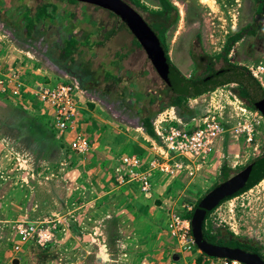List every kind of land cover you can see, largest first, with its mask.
I'll return each instance as SVG.
<instances>
[{"label":"rangeland","instance_id":"374dc122","mask_svg":"<svg viewBox=\"0 0 264 264\" xmlns=\"http://www.w3.org/2000/svg\"><path fill=\"white\" fill-rule=\"evenodd\" d=\"M4 1V7L13 8H17L20 4H33L32 10L41 3L54 4L49 8H61V13L57 15L61 17V23L57 22L55 26L50 29L44 28L43 31L39 27L43 25L41 23L36 32L38 35L44 32V37L22 41L13 29L5 26L3 21L10 19L9 15L13 16L14 11L8 13L0 11V73H7L11 67L19 68L32 86L37 80L44 82L45 78H49L45 82L74 81L84 91L82 100L86 101L83 106L87 110L96 107L97 118L101 115L100 118L108 120L106 122L113 121L109 125L113 124L115 128H121V131L124 128L127 132H133L132 136H135L136 143H145L148 147L146 151L149 149L153 151L152 146L139 134L141 129L137 130L136 127L141 126L142 117L148 115V111L145 110L147 104L146 101L135 104L132 98L129 100L130 81L126 77L127 69L132 71L140 84L144 83L143 89L152 87L155 90L157 100L149 110L156 111L164 106L162 111L153 115V120L158 114L167 111L181 117L187 126L188 124L193 126L207 116L217 113L219 120L227 127L223 140L220 141V154L224 157L216 163L219 169L217 165L214 169H210L213 164H206L197 170L195 167L192 168L194 173H190V168H185L180 171L183 172L180 179L185 181L184 185L188 180L193 179L203 183L205 177H209L207 175L210 174L212 180L206 189L207 192L204 193L207 194L216 182H220L223 165H228L234 171H240L264 154L263 124L255 131L254 140L250 143L236 132L239 122L243 126L255 123L253 117L250 119L251 114L245 112V106L234 96V85L190 96L185 110L177 106L168 107L170 89L156 73L146 51L141 46L132 44L134 34L123 25L122 20L115 13L81 0ZM141 1L151 9L160 8L159 0ZM171 1L178 7L180 17L169 32V54L176 68L188 78L205 75L203 72L205 65L202 63L206 61H200L196 57L202 55L214 57L224 53L227 38L232 32L244 26L250 27V24L258 23L260 20L255 8L261 5L262 0H196L200 13L195 17L189 15V0ZM140 12L146 21L150 19L149 11L140 10ZM260 15H264V12ZM83 19L91 25L103 24L104 27L97 32L99 38H103L104 33L113 26L120 25L121 28L104 45L92 46L90 49L92 51L83 54L85 56L83 59L75 53L73 56H67L65 38L69 33L77 37L86 34L81 24ZM19 22L22 24V21ZM254 40L256 37L254 39L253 35L249 34L244 40L235 43L228 53V60L253 66L264 88V50L258 51L256 56L250 59V56H245L248 51L243 47L244 43H251ZM116 50L121 53L127 52L128 56L121 62L122 68L115 64L116 72L120 71L118 73L120 77L105 80V70L112 68L109 61ZM73 57L75 61L72 60ZM196 62L200 65L198 66ZM222 64L223 61H218L216 68H221ZM71 73L84 78L88 87L85 88L86 91L77 76ZM49 75L53 77L50 79ZM40 108L41 105L32 95L31 90L20 98L5 93L0 94V264H19V261L23 264H106L103 254H107V250L104 249V245L110 238L95 236L93 229H90V222L93 221L88 219L92 216L91 211L96 205L84 206L88 210H83L80 215L77 209H73L76 206L71 204L77 196L72 193L75 191L71 189L73 186L69 185L67 176L58 169L46 168L43 170L44 173L41 171L43 166L41 164H55L61 167L62 161V165L66 167L73 164V159L66 156L61 159L63 150L69 152L70 138H64V141L59 139L48 123L49 117L43 113L39 114ZM35 109L40 111L34 112ZM156 153L153 152L152 155ZM177 158L184 160L183 156ZM65 159L68 160L67 164ZM85 185L78 191L82 192L84 199H88L90 191H87L88 186ZM255 185L251 187V191L250 188L247 189V193L242 197L235 196L223 207L214 209L207 218V225L209 227L212 225L215 229L220 228L227 234L254 240L261 245L264 253V178ZM66 199L70 202L69 205L64 204ZM64 215L70 233L66 231L65 235L61 234L60 220ZM43 220L56 224L50 240L40 245L34 238L21 239L16 229L20 222L39 221L40 223ZM112 229L114 235L110 237L116 240L118 238L116 228ZM18 243L22 246L19 250L16 249ZM201 252L200 250V254ZM16 256L19 260L17 258L15 262L13 259Z\"/></svg>","mask_w":264,"mask_h":264},{"label":"crops","instance_id":"0c3cea01","mask_svg":"<svg viewBox=\"0 0 264 264\" xmlns=\"http://www.w3.org/2000/svg\"><path fill=\"white\" fill-rule=\"evenodd\" d=\"M84 31L86 33L84 40L87 39V36H90L93 41L97 38L94 34L90 35L89 31ZM112 58L113 56L110 57L111 60ZM3 74L5 73H0V76H3ZM71 75L76 76L74 73H71ZM49 77L51 79L53 76L49 75ZM48 79L45 78V81ZM83 89L86 91L85 88ZM83 104H86L85 100L81 101L82 116L79 127L90 137V152L85 155H78L72 154L70 149L69 152L63 150L61 159L65 156L71 158V160L73 159L72 165L64 167L62 161L61 167L55 164H41L45 166L41 167V171L46 170V168L48 170L58 169L60 173L67 176L69 185L73 186L71 189L75 191L72 193L77 196L71 204L76 206L73 209H77L80 215L83 210H88L84 206L93 207L96 205L94 208L95 212L93 209L91 211L93 214L88 219L93 221L90 222V229H93L95 236L110 238L109 242L105 241L108 256L107 259L105 258V263L200 264L202 260L201 249L197 244L193 250L183 249L178 244L175 236L172 235L168 227V221L172 213L180 211L187 217H193L195 210L194 212L193 210H185L183 205L187 203L195 207L199 203L204 193L207 192L206 189L210 185V180H212L211 175L209 174L207 175L209 177H205L204 184L193 179L188 180L186 185H184L185 181L180 179L183 172L177 174L156 172L152 180V192L149 196L143 194L135 182L124 185L117 184L115 180L116 169L120 166L119 164L124 154L136 153L146 156L152 155L156 150L152 151L149 149L146 151L148 147H146L145 143L137 144L135 136H132L133 132H127L124 128L121 131V128H115L113 124L109 125L113 121L106 122L108 120L100 118L101 115L97 118L96 107L93 110L88 107L89 109L87 110ZM37 111H40V109L34 110V112ZM39 114L42 115L41 112ZM105 125H107L106 128L102 130ZM136 129H141L139 134L145 140L147 139L148 144L151 146L158 143V138L149 135L142 125H138ZM219 147L221 148L220 143L215 154V165L224 157L220 154ZM65 162L67 164L68 160L65 159ZM215 167L211 165L210 169ZM85 184L88 186L87 191H90L88 199H84L82 192L79 193L78 191L79 188L83 189L86 186ZM229 200H223L216 209L223 207ZM64 204L69 205L70 202L66 199ZM64 217L65 215L61 216L60 220L61 234L65 235L67 234L65 233L66 231L69 233V226ZM190 221L192 228V218H190ZM113 227L116 228L118 237L116 240L110 237V235H114ZM17 258L19 260L17 256L13 260L15 261ZM19 264H23V262L19 261Z\"/></svg>","mask_w":264,"mask_h":264},{"label":"built area","instance_id":"2783aa9c","mask_svg":"<svg viewBox=\"0 0 264 264\" xmlns=\"http://www.w3.org/2000/svg\"><path fill=\"white\" fill-rule=\"evenodd\" d=\"M28 90L32 91V95L41 105V113L49 117L48 123L58 138L62 140L70 138L68 148L71 153L88 154L91 150V141L79 127L82 116L81 101L85 94L78 84L74 81L35 82L32 86L19 68H11L0 76V94L20 98ZM153 126L158 143L152 147L157 153L146 156L136 153L123 155L115 176L119 185L135 182L146 196L151 195L152 180L156 172L177 174L185 168H190L189 172L194 173L192 168L195 167L197 170L200 166L212 164L218 145L227 131L217 113L207 116L198 124L187 126L181 117L166 111L158 114L153 120ZM248 132L247 141H250L251 131ZM177 156H183L184 160L178 159ZM245 193L247 191L236 197H242ZM183 209L191 211L194 206L186 203ZM16 227L22 240L34 238L37 243L44 245L51 239L56 224L43 220L40 223L20 222ZM168 227L183 249L193 250L196 247L191 221L185 214L172 213ZM21 247L19 243L16 245L18 250ZM201 256L200 264H244L236 259L210 256L202 252Z\"/></svg>","mask_w":264,"mask_h":264},{"label":"trees","instance_id":"16d2710c","mask_svg":"<svg viewBox=\"0 0 264 264\" xmlns=\"http://www.w3.org/2000/svg\"><path fill=\"white\" fill-rule=\"evenodd\" d=\"M129 1L135 7H137L136 9L139 12V14H141L140 10L149 11V14L151 16H150V19L147 20V22L149 23V25L151 26L152 30L155 32V34L157 35L159 40L161 41L164 49L167 52V56H168L169 60L173 63L172 58L169 54L170 45H169L168 41H169L170 29L176 24V22L178 21V19L180 17L178 7L171 0H159V3H160L159 9H151L145 3H143L141 0H129ZM195 1L196 0H189V4H188L189 15L192 17L198 16L200 13L199 8H198V4ZM4 3H5L4 0H0V9H1L0 11L1 12L3 11L5 13H8V12H11L12 10L14 11L13 16H12V14L9 15L10 19H3V21H5V26L8 29H13L14 32H16L17 36L22 41H26L30 38L35 40V39H38V37L39 38L44 37V35H45L44 32H42L40 35H38V33L36 32L38 26L41 23H43V25L39 26V27L42 29V31L44 28L49 27V29H50L52 26H55L56 24H58L57 22L61 23V17L57 16L61 13V8H49V7L54 6V4L48 5L45 3H41V4H38L34 10H32L33 4L32 5H30L29 3L28 4L27 3L26 4H20L17 8H13L11 6L10 7H4V5H3ZM5 8H8V10ZM257 8H258V11H257L258 16H261L260 14L262 12H264V0H262L261 5H258ZM141 16H142V14H141ZM85 20H87V19H85ZM12 21H14V22H12ZM19 21H22V24ZM30 21H32V22H30ZM81 24L85 28L84 30H86L87 32L89 31L90 35H93V34L96 35L97 38L94 39V41H93L90 38V36H87V39L84 40L85 35L83 37H81V36L77 37V36H72L69 33L68 36L65 38V47L68 50L65 54L67 56H73L75 53L83 59V57H85V56H83V54H86L87 52L92 51V50H90L92 48V46L104 45L108 40L112 39V37L114 35H116V33L121 28L120 25H118V27L113 26L110 30H107L104 33L103 38H99L97 36V34H98L97 32H99V29L103 28L104 26L102 27V26L91 25L89 22L84 21V19L82 20ZM123 25L126 26L125 23H123ZM45 26H47V27H45ZM130 31H131V29H130ZM247 32L255 34V31H251V30L248 31V30H246V28L232 32L227 38L224 54L223 53L218 54L214 57L213 56H205L204 57V55H202L200 57L199 56L196 57V59H200V61H206V62H204L205 64L201 62L203 65H205V69L203 71L205 73V75H209V76L217 75L218 76L219 74H221V71H224V70H219L218 68H216V63L220 59H224V61L228 62L229 60H228L227 54L232 49L233 45L237 41H239ZM132 44H135L136 46L137 45L141 46L140 42L138 41V39L136 37L134 38V41L132 42ZM106 55H108V54H106ZM127 56H128L127 52L121 53L118 50H116L114 52L112 60L109 61L112 68H108L107 70H105V80H109L111 78L112 79H118L120 77L118 75V73L120 71H119V69H117L119 72H116L115 66L117 65L120 68H122L121 62ZM73 59L75 61L74 57L72 58V60ZM196 63L198 66L200 65L199 62H196ZM173 65L176 67V65L174 63H173ZM76 76L79 79V81L81 82V86L83 88H86L85 87L86 82L84 81V78L80 75H76ZM126 77L128 78L127 80L130 81V89L128 91L129 100H130V98H132V100L134 101L135 104H141L143 101H146V104H147V105H145L146 106L145 110L148 111V115H145L142 117L141 125L143 126L144 130L149 135L157 138V134H156V132L154 130V126H153V115H155L159 111H162L164 106H161V108H159V110L151 112L149 109H150L151 105H153L157 100L155 90H153L152 87H149V89H145V88L143 89V87H145L144 83L140 84L139 80H137V78L134 76V74H132V71L130 69H127ZM227 81L228 80L225 78L223 80L217 81V84L215 87H217L221 83H225ZM189 97L190 96H186L183 94H174L173 96L170 97V102L167 106L168 107L169 106H172V107L177 106L178 108L185 110L186 107H188L187 99ZM142 105H144V103ZM251 164H254V167H253L254 173H252V179L250 181H248L247 183H245L244 189H242L240 192H238L236 194H233L234 196L241 194L242 192L246 191L247 189H249L253 185H255L259 180L264 178V155L256 158L252 162L248 163L246 166L243 167V169L250 166ZM232 171H234V170L231 167H229L226 164L223 165L222 169H221V174L219 177L220 182L223 180H226L230 176H232ZM237 172L238 171H235V174H237ZM220 182H216V184L213 185L210 189H213ZM205 195L206 194H204L202 196V198ZM233 195L230 196L229 198H232ZM229 198H226L225 200H227ZM221 202H223V201H221ZM221 202H219V204ZM218 205L216 207H214L209 212H212L214 209H216L218 207ZM197 206H198V203L194 207L193 212L197 208ZM189 218H192V217L189 216ZM203 233H204V240L207 239L211 243H216V244H229L230 243V242H224L223 235L225 233L223 231H221L220 228L215 229L212 227V225H210V227H209L207 225L206 220H205L204 226H203ZM234 241H236V239H234ZM236 242H238V241H236ZM241 246H244L246 248L247 247L253 248L251 244H241ZM258 250L259 249H257L256 251L258 252ZM259 253L260 252H258V254Z\"/></svg>","mask_w":264,"mask_h":264},{"label":"water","instance_id":"95a60500","mask_svg":"<svg viewBox=\"0 0 264 264\" xmlns=\"http://www.w3.org/2000/svg\"><path fill=\"white\" fill-rule=\"evenodd\" d=\"M88 1L111 10L118 15L124 23L128 25L140 44L147 51L149 58L157 68L163 79L171 88L179 94L186 96H195L203 94L214 88L217 84V75H212L199 80H191L184 76L169 60L167 52L161 41L152 30L149 23L139 14V12L122 0H82ZM217 78V79H216ZM216 80V82H215ZM254 164L243 169L238 174L227 179L218 187L208 192L198 203L192 217V229L195 241L198 247L210 256L228 257L236 259L245 264H264V260L256 254L247 253L240 249L217 246L208 243L203 239V226L209 211L216 207L219 202L229 198L233 194L240 192L245 188V183L252 179L254 173ZM234 196V195H233ZM107 250V245H104ZM108 258L107 254H103Z\"/></svg>","mask_w":264,"mask_h":264},{"label":"flooded vegetation","instance_id":"af4514ba","mask_svg":"<svg viewBox=\"0 0 264 264\" xmlns=\"http://www.w3.org/2000/svg\"><path fill=\"white\" fill-rule=\"evenodd\" d=\"M122 1H124L125 3L130 5L132 8H135V9L137 8L129 0H122ZM83 2H88V1H83ZM88 3L112 12L111 10L107 9L106 7H103V6H100V5L91 3V2H88ZM255 11L257 13L258 8H255ZM259 17H260V20H258V23L250 24L251 26L249 28H248V26H244V28H246V30H248V31H250V30L255 31V34L247 32L240 39V40H244L245 37L249 34L253 35L254 39L256 37V40H254L253 42H251V43L246 42L243 45V47L248 51V53H246L245 56H248V57L250 56L249 57L250 59H253L254 56H256V54L258 53V51L262 52L264 50V15H261ZM143 18L145 19V17H143ZM126 26L128 27L127 24H126ZM141 47L145 50V48L142 45H141ZM146 53H147V51H146ZM227 57H228V54H227ZM220 60L223 61V64L221 65V68H219V70H224V71H221V74L216 76V77H218V79L217 78L216 79L218 81H220V80H223L225 78L228 81L225 83H221L217 87H214V88H212L206 92L213 91L219 87H224L227 85H231V86L234 85V87H235L234 88V96L236 97V99L239 103H241L242 105L245 106V108H246L245 112H249L251 114L250 119H252V117H253V121L255 123L252 125H244L243 126L239 122V125H237V127H236V132L238 134H240L241 136H244L246 138V141H247V138L249 136L248 130H250L251 136H252V139L249 141V143H250L251 141L254 140L255 131L258 130V128L261 127L262 124L264 125V123H263L264 122V88L262 86V82L259 80L258 74L254 70L253 66H251V65L248 66L247 64L246 65L245 64L244 65L237 64L233 60H229L228 62L224 61V59H220ZM256 60H257V58H256ZM153 66H154L156 73H158L160 78L163 79V77L160 75V73L158 72V70L154 64H153ZM207 77H209V75H205V76L199 75L196 77L191 76L189 79L195 81V80H199V79H203V78H207ZM163 81L166 83V85L170 89L171 95L169 96V98L171 96H173L174 94H179L176 91H174L171 88V86L164 79H163ZM215 82H216V80H215ZM245 129H247V130H245ZM240 132H243V134H241ZM241 170H243V169H241ZM241 170L238 171L237 174L239 172H241ZM234 174H235V171H232V176H230L229 178L233 177ZM226 180L221 181L213 189L218 187L221 183H223ZM210 213H212V212H208V214H210ZM208 214H207V216L209 217ZM207 216H206V218H208ZM205 220L207 221V219H205ZM223 237H224V242H230V243L229 244L212 243V244H215L217 246H222V247H228V248H232V249H240V250L245 251L247 253L256 254L261 259L264 260V253H263V250L261 249V245L258 244L257 242H255L254 240L244 239V238L237 237V236H234L232 234H227V233H225L223 235ZM203 239H204V233H203ZM234 239H236V241H238V242L234 241ZM204 241L211 243L207 239ZM241 244H251L253 248H249V247L246 248L244 246H241ZM257 249H259L258 250V252H260L259 254L256 251Z\"/></svg>","mask_w":264,"mask_h":264},{"label":"clouds","instance_id":"9594fccd","mask_svg":"<svg viewBox=\"0 0 264 264\" xmlns=\"http://www.w3.org/2000/svg\"><path fill=\"white\" fill-rule=\"evenodd\" d=\"M222 140H223V139H222ZM222 140H221V141H222ZM215 161H216V158L214 157V160H213V162H212L213 166H215ZM217 168H218V167H217ZM241 171H242V170H241ZM220 173H221V172H220ZM244 192H245V191H244ZM242 193H243V192H242ZM242 193H241V194H242ZM239 195H240V194L235 195V196H239ZM235 196H233V197H235ZM233 197H232V198H233ZM229 199H231V198H229ZM201 251H202V250H201ZM202 253H203V254H206V253L203 252V251H202ZM207 255H208V254H207ZM240 262H241V261H240ZM242 263H243V262H242ZM244 264H245V263H244Z\"/></svg>","mask_w":264,"mask_h":264}]
</instances>
